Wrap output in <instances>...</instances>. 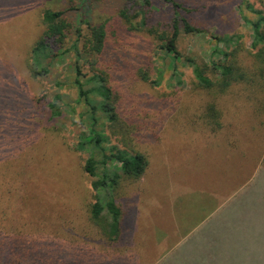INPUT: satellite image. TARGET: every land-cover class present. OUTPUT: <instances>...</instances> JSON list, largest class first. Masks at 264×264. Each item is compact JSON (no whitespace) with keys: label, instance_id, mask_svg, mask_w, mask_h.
<instances>
[{"label":"rangeland","instance_id":"374dc122","mask_svg":"<svg viewBox=\"0 0 264 264\" xmlns=\"http://www.w3.org/2000/svg\"><path fill=\"white\" fill-rule=\"evenodd\" d=\"M176 1L192 11L183 14L205 33H183L180 52L209 65V57L218 47L216 38L241 36L233 48L239 50V63L255 75V80L234 84L225 93L215 88L206 90L199 86L191 68L179 65L181 77L173 80V71L168 68L163 84L154 87L135 81L133 70L152 68L157 77L163 66L159 43L152 36L124 29L116 37L131 60L124 62L125 71L115 68L113 85L119 93L122 121L135 134L124 139L105 122L102 128L113 145L129 156H146L149 165L142 178H123L119 184L116 195L126 214L120 246L113 244V248L101 232L107 227V213L99 221L101 226L90 215L93 179L84 171L87 156L76 151L77 135L85 130L74 116L51 120L46 106L57 92L55 79L73 80L68 79L69 57L54 62L49 77L36 78L30 70L32 49L45 29L43 11L67 9L68 1L0 0V73L4 76L0 108L6 106L0 112V138H4L2 148L8 144V150H14L12 158L0 153V171L3 175L8 172L17 188L11 195L14 206L10 209L7 198L3 210L9 214L3 224L7 230L25 234L24 239L40 245L68 251L71 262L78 254L75 259H84V264H129L117 256L125 253L133 259L130 264H192L194 258L185 253L190 241L179 249L182 255L174 252V246L211 214L215 203L212 196L219 195L224 186L232 194L250 182L258 169L264 181V77L259 75L254 58L261 47L252 48L253 31L240 12L242 0ZM250 1L264 11L258 0ZM98 2L92 14L95 21L114 15L111 5ZM153 7L154 21L170 22L172 12L166 4L156 2ZM244 15L256 19L249 11L244 10ZM51 59L47 64L51 65ZM14 72L18 82L9 79ZM64 92L76 98L72 87ZM213 104L218 118H210L208 108ZM22 112L27 113L24 124L18 117ZM10 113L16 114L12 120ZM16 119L19 137L17 133L10 135V124ZM0 180L9 183L8 177ZM249 200L256 203L259 197L250 195ZM253 214L246 216L252 219L256 217ZM259 218L258 213L256 220ZM248 223L246 227L252 230L247 232L255 236L258 224ZM203 254L207 256V252ZM87 255L93 263H86Z\"/></svg>","mask_w":264,"mask_h":264},{"label":"trees","instance_id":"16d2710c","mask_svg":"<svg viewBox=\"0 0 264 264\" xmlns=\"http://www.w3.org/2000/svg\"><path fill=\"white\" fill-rule=\"evenodd\" d=\"M67 1V9L56 11L47 8L43 11L42 22L45 29L32 49L30 70L36 78L49 77L52 74L53 63L61 62L67 56L69 57L71 74L68 79L73 80L67 82L59 77L55 79L54 85L57 92L46 106L50 111L51 120L65 115L74 116L78 118L85 130L77 135L76 151L87 156L84 161V171L93 179L94 202L90 206V215L100 225L99 221L103 214L107 213V227L102 228L101 232L114 248L113 244L120 246L119 243L123 238L126 214L118 203L116 195L119 184L123 178L133 180L142 178L149 165L146 156L139 153L129 156L127 152L124 153L118 146L113 145L107 131L102 128L105 122L112 131L121 133L124 139L132 138L134 133L132 128L122 121L119 93L113 85L114 71L116 69L125 71L124 62L131 60L116 37L123 34L124 29L152 36L159 43V49L163 54V66L158 70L157 77L153 74L152 68L144 67L136 72L133 70L135 81L142 80L154 87H160L163 84L168 68L173 71L172 79H177L181 75L179 65L191 68L193 76L203 89L215 88L222 93L237 83H253L255 75L252 76L241 66L238 61L239 50L233 48L239 44L241 36L216 38L218 47L209 57V65L199 64L193 57H185L178 47L181 35L205 33L204 30L195 27L183 14L184 12L190 14L192 11L176 0H101L113 7L114 14L102 22L95 21L92 16L95 6L99 3L98 0ZM258 1L264 5V0ZM156 2L166 4L172 12L169 23L152 19L155 9L153 6ZM240 8L244 20L253 31L252 48L261 47L254 58L259 65L257 69L259 75L264 77V11L256 9L250 0H242ZM244 10L255 15L256 19H248L244 15ZM122 24H125L127 29L123 28ZM50 58H52L51 65L47 64ZM87 68L88 72H86ZM211 75H215L216 79H213ZM9 79L18 82L15 72L9 75ZM172 79H170L171 83ZM2 80L4 76L0 73V93L3 88ZM69 86L75 90V99L63 93L65 89H69ZM4 95L7 98L11 96L7 90ZM2 109H6V106L1 107L0 112ZM213 110H215L214 104L208 108L210 118H213L212 115L218 118V114L216 115ZM15 115L11 114L10 120ZM18 117L22 124L27 122V113H19ZM15 122L18 120L10 124L11 136L17 133L14 127ZM19 136L17 133L16 137ZM3 140L4 138H0V153H5L12 158L13 149L8 150V144L6 148H2ZM7 169L9 171V164ZM7 174L8 172L3 175L0 171V177L9 179V183H3L0 180V264H84V259H75L78 254L72 258L71 262L72 254L68 251L52 248L46 243L40 245L24 239L25 234L7 230L3 226L9 215L3 210H6L8 199L11 201V195L16 194L17 190L14 187V181L11 182L12 177ZM16 180L19 182L17 176ZM11 203L12 201L10 209L15 204ZM105 256L109 258L108 254ZM117 256H122L124 259L122 261L129 264L133 261L125 253ZM86 257L88 258L86 263H93L89 258L90 255Z\"/></svg>","mask_w":264,"mask_h":264},{"label":"crops","instance_id":"0c3cea01","mask_svg":"<svg viewBox=\"0 0 264 264\" xmlns=\"http://www.w3.org/2000/svg\"><path fill=\"white\" fill-rule=\"evenodd\" d=\"M261 172L258 169L250 182H245L232 194L224 186L219 195H213L211 200L215 203L211 214L175 244L174 252L182 255L179 249L190 241L185 253L189 254V259L196 260L193 259L192 264H264V195L261 183L264 181ZM250 195H258V202L251 203ZM204 200L209 202V199ZM249 213L256 217L259 213V221L256 217L248 219L246 215ZM248 222L258 224L255 236L247 232L252 230L246 227ZM203 229L207 230L204 234L201 233Z\"/></svg>","mask_w":264,"mask_h":264}]
</instances>
